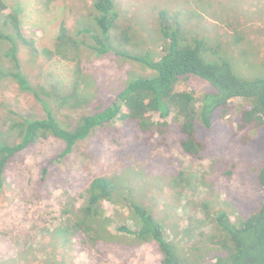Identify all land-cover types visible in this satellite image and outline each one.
I'll return each mask as SVG.
<instances>
[{
	"label": "rangeland",
	"instance_id": "1",
	"mask_svg": "<svg viewBox=\"0 0 264 264\" xmlns=\"http://www.w3.org/2000/svg\"><path fill=\"white\" fill-rule=\"evenodd\" d=\"M113 2L119 15L117 29L112 32L117 51L149 52L158 59L163 14L169 23L178 22L193 37L205 39L218 56L227 59L238 78H264V0ZM6 3V12L16 11L20 19L18 59L30 85L59 94L69 92L76 77L79 79L77 93L85 98V104L68 111L59 108L58 101L48 100L57 121L67 129H73L82 116L118 102V93L130 76L151 74L111 51L97 55L90 48L94 40L83 30L93 25V0H58L49 5L44 0ZM61 22L74 40L73 46L63 48L67 59L47 54L56 49ZM175 88L193 92L197 98L214 92L208 82L196 77ZM0 102V141L13 137L8 129L11 118L45 117L32 94L21 92L10 80L0 82ZM216 122L213 132L205 134L211 145L202 160L184 154L176 135H169L162 145L154 140L147 143L145 135L119 117L78 142L68 155L62 156L65 145L53 137L18 153L6 168L0 188V264H161L155 243L139 244L121 235L117 221L110 225L117 241L94 245L81 234L71 236L58 230L66 204L80 207L90 181L100 176L117 178L134 202L150 210L166 239L175 242L177 263L215 264L222 255L211 243L213 237L217 243L221 240L216 217L224 213L229 226L239 227L261 208L264 199L260 183L264 129L237 131L233 114ZM244 136H249L245 143ZM44 167L47 172L42 179ZM128 208L126 202L106 204V214L117 210L120 220H128L127 226L134 230ZM251 232L242 238L244 246L251 247L248 262L264 264V225L257 235ZM260 241L262 247L259 244L254 250Z\"/></svg>",
	"mask_w": 264,
	"mask_h": 264
},
{
	"label": "trees",
	"instance_id": "2",
	"mask_svg": "<svg viewBox=\"0 0 264 264\" xmlns=\"http://www.w3.org/2000/svg\"><path fill=\"white\" fill-rule=\"evenodd\" d=\"M44 1L49 5L58 0ZM7 9L6 0H0V82L10 80L17 84L21 92L31 93L44 109L45 117L11 118L8 129L13 137L0 141V188L4 185L6 168L18 153L40 140L53 137L65 145L62 156L68 155L78 142L84 141L95 130L103 128L118 117L122 122L133 124L139 133L145 135L147 143L154 140L156 145H162L169 135H176L181 151L200 160L206 157L208 146L211 145L205 134L213 132L218 123L216 121L227 115H235L237 131L249 130L254 133L264 129V78H238L233 74L227 59L218 56L216 49L205 39L193 37L178 22L169 23L163 14L160 15L159 24L163 39L158 59L149 52L131 54L117 51L113 46L112 32L117 29L119 15L113 0H93L96 13L92 15L93 25L83 30L94 40L95 44L90 48L97 55L111 51L125 61L138 63L149 69L151 74L130 76L118 93V102L102 111L82 116L73 129H67L57 121L48 100L58 101V107H65L68 111L85 104V98L77 93L79 79L76 77L75 86L67 93L48 92L41 86L33 88L23 74L18 59L17 39H22L20 19L16 11L6 12ZM125 33L122 31L121 37L126 42L128 37ZM73 44L74 40L68 36L67 29L61 22L56 36V49L47 54L49 57L59 55L67 59L63 48ZM78 73L77 69V75ZM189 77L208 82L214 92L204 93L197 98L193 92L177 91L175 87L178 83ZM236 99L238 104L234 102ZM1 109L0 102V111ZM248 137H242L243 143ZM46 172L44 167L42 179ZM263 180L262 173L260 183L264 191ZM117 181V178L94 177L85 191L80 207L76 208L72 202L66 204L62 211L65 218L58 230L71 236L81 234L87 243L94 245L98 241H117L118 236L110 229L112 221H117V231L121 235L129 236L139 244L155 243L162 255L161 264H179L175 259L178 252L175 242L166 239L162 227L155 221L150 210L134 202L129 191L123 189ZM122 202H126L129 207L127 217L130 216L134 230L127 226L128 220H120L117 210L109 216L106 214V204L115 206ZM262 207L236 228L226 223L227 216L224 213L216 217L215 222L222 230L220 238L223 240L217 243L215 237L211 238V243L222 253L217 256L215 264L252 263V259L248 262L251 247H245L242 238L250 231L252 235H257L263 227L264 220H260ZM260 242L255 243L258 245L254 250L262 244Z\"/></svg>",
	"mask_w": 264,
	"mask_h": 264
},
{
	"label": "flooded vegetation",
	"instance_id": "3",
	"mask_svg": "<svg viewBox=\"0 0 264 264\" xmlns=\"http://www.w3.org/2000/svg\"><path fill=\"white\" fill-rule=\"evenodd\" d=\"M263 203H264V199L262 200ZM262 207V206H261ZM261 221L264 220V206L262 207V216H261Z\"/></svg>",
	"mask_w": 264,
	"mask_h": 264
}]
</instances>
